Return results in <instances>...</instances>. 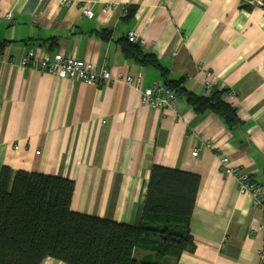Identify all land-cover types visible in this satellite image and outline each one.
<instances>
[{"label":"crops","instance_id":"1","mask_svg":"<svg viewBox=\"0 0 264 264\" xmlns=\"http://www.w3.org/2000/svg\"><path fill=\"white\" fill-rule=\"evenodd\" d=\"M79 4L94 16L82 15ZM105 4L110 8L102 12ZM130 31L170 79L183 77L194 94L232 91L224 100L240 124L227 127L216 113L200 114L181 97L175 110L142 104L141 89L116 76L141 71V88L162 80L158 69L124 55ZM2 43L0 172L69 178L73 211L127 224L140 221L154 165L195 173L188 222L195 248L176 264H259L264 210L239 191L220 157L264 190V0H0ZM28 50L90 61L114 78L106 84L59 79L23 66ZM41 264L67 263L48 257Z\"/></svg>","mask_w":264,"mask_h":264},{"label":"trees","instance_id":"2","mask_svg":"<svg viewBox=\"0 0 264 264\" xmlns=\"http://www.w3.org/2000/svg\"><path fill=\"white\" fill-rule=\"evenodd\" d=\"M141 45V44H140ZM126 39L127 58L158 69L198 113H216L226 124H240L226 89L199 96L170 79L154 53ZM3 46V43L0 45ZM199 185L192 172L154 165L140 221L135 224L92 216L70 208L73 180L2 168L0 172V264H41L48 257L67 264H176L195 245L188 230Z\"/></svg>","mask_w":264,"mask_h":264},{"label":"built area","instance_id":"3","mask_svg":"<svg viewBox=\"0 0 264 264\" xmlns=\"http://www.w3.org/2000/svg\"><path fill=\"white\" fill-rule=\"evenodd\" d=\"M79 10L87 18L94 16L93 9L87 4H79ZM110 8L109 4L101 7L102 12H106ZM127 8L123 7L122 12L126 13ZM10 12L4 14L10 17ZM127 38L131 42L144 44L145 41L139 37L135 31H130ZM23 66L38 67L40 70L53 74L59 79L80 80L86 84L108 83L112 78V74L106 68H97L92 62L76 58L71 55H65L61 52H55L52 55L44 53L38 56L32 50L24 53L20 60ZM144 75L141 71L134 75L118 74L116 79L124 81L129 85L141 89L140 100L142 104L151 106L154 109H177L178 96L176 91L162 82H154L152 85L143 87ZM206 85H211V74L205 73ZM230 97L234 96L232 91L227 92ZM206 147L210 148V141L205 142ZM193 155L197 154V148L192 151ZM229 158L227 156L220 157V163L223 171L231 174L236 179L239 191L248 193L252 196L255 205L261 206L264 210V190L261 185L254 181L249 172L228 165ZM259 264H264V257L261 258Z\"/></svg>","mask_w":264,"mask_h":264}]
</instances>
